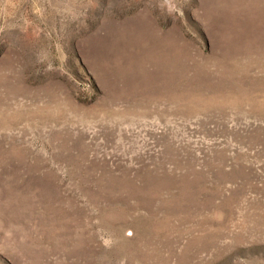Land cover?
<instances>
[{"label":"rangeland","instance_id":"rangeland-1","mask_svg":"<svg viewBox=\"0 0 264 264\" xmlns=\"http://www.w3.org/2000/svg\"><path fill=\"white\" fill-rule=\"evenodd\" d=\"M0 264H264V0H0Z\"/></svg>","mask_w":264,"mask_h":264}]
</instances>
